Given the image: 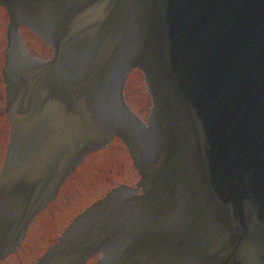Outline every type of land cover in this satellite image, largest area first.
<instances>
[{
	"label": "water",
	"instance_id": "1",
	"mask_svg": "<svg viewBox=\"0 0 264 264\" xmlns=\"http://www.w3.org/2000/svg\"><path fill=\"white\" fill-rule=\"evenodd\" d=\"M0 4L12 122L0 261L85 158L119 137L137 186L111 188L31 264H264V0ZM21 26L52 57L30 56ZM135 68L146 111L125 95Z\"/></svg>",
	"mask_w": 264,
	"mask_h": 264
},
{
	"label": "rangeland",
	"instance_id": "2",
	"mask_svg": "<svg viewBox=\"0 0 264 264\" xmlns=\"http://www.w3.org/2000/svg\"><path fill=\"white\" fill-rule=\"evenodd\" d=\"M126 95L131 106L142 111L151 99L147 83L140 69H134L129 77ZM121 141L113 142V148H104L86 158L77 176H71L68 185L61 190L56 205L45 209L32 227L27 244L19 248V256H10L1 264H30L53 243L74 215L95 199L106 193L121 178L132 180V169L136 168L128 153L121 152ZM121 167H123L121 175Z\"/></svg>",
	"mask_w": 264,
	"mask_h": 264
},
{
	"label": "flooded vegetation",
	"instance_id": "3",
	"mask_svg": "<svg viewBox=\"0 0 264 264\" xmlns=\"http://www.w3.org/2000/svg\"><path fill=\"white\" fill-rule=\"evenodd\" d=\"M9 21H10V16L8 11L3 5L0 4V170L12 133V122L10 120L9 113L7 110L8 107L7 83L4 75V68L6 66V59H7V54H6V50L8 48L7 29H8ZM20 39H21L20 46L21 47L25 46V48L27 49V53L30 56L40 59H47L51 57L52 55L51 47L47 45L41 39V37H39L34 32L28 30L25 27H21ZM115 139L121 141V145H120L121 152L127 151L122 140H120L119 138H115ZM122 169L123 167H121L120 170L121 175L123 174ZM131 176L133 177L132 180L121 178V181H117L118 182L117 184L128 183L129 185L136 186L137 182L140 179L139 172L136 168L132 169ZM66 183L63 185V187L66 185ZM63 187L61 188V190L63 189Z\"/></svg>",
	"mask_w": 264,
	"mask_h": 264
},
{
	"label": "bare ground",
	"instance_id": "4",
	"mask_svg": "<svg viewBox=\"0 0 264 264\" xmlns=\"http://www.w3.org/2000/svg\"><path fill=\"white\" fill-rule=\"evenodd\" d=\"M63 187V186H62Z\"/></svg>",
	"mask_w": 264,
	"mask_h": 264
}]
</instances>
